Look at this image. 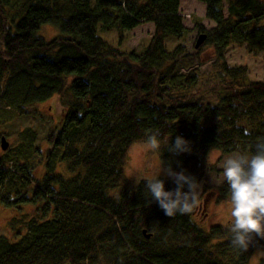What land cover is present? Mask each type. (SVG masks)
<instances>
[{"label":"trees","instance_id":"trees-1","mask_svg":"<svg viewBox=\"0 0 264 264\" xmlns=\"http://www.w3.org/2000/svg\"><path fill=\"white\" fill-rule=\"evenodd\" d=\"M199 1L215 26L200 24L207 38L195 55L211 46L219 64L204 76L182 70L189 67L182 45L167 47L169 37L187 31L181 0H0V104L21 115L53 95L62 105L43 175L0 158V204L34 206L14 219L21 224L11 237L0 234V264H249L264 246L254 237L241 252L230 244L229 224L206 231L193 212L165 215L146 181L133 186L124 172L129 148L152 132L161 142L178 135L190 142V153L165 148L159 156L200 183L211 150L251 154L264 139V80H247L245 66L226 61L232 44L264 50V0ZM144 21L155 30L141 52L123 51L99 34L98 27L116 28L122 39ZM43 24L59 34L44 39ZM28 131L19 153L38 150ZM60 161L68 173L56 171ZM164 180L166 190L176 188ZM215 192L230 199L226 182Z\"/></svg>","mask_w":264,"mask_h":264},{"label":"rangeland","instance_id":"rangeland-1","mask_svg":"<svg viewBox=\"0 0 264 264\" xmlns=\"http://www.w3.org/2000/svg\"><path fill=\"white\" fill-rule=\"evenodd\" d=\"M225 15H228L227 2H224ZM180 13L183 16V23L187 28L182 38L169 37L166 40L167 47L172 50L177 45H182L186 57L188 68L183 71H189L195 68L197 72L204 76L214 72L219 66L211 46H205L203 50L196 54L195 43L201 32L200 24L207 29L215 26V23L205 17V4L199 0H181ZM99 34L111 45L120 48L123 51L141 52L148 45L153 33L154 24L144 21L131 30L122 32V39H119L120 33L116 28L108 31H102L100 27ZM59 34V29L51 24H43L38 29V35L46 40H51ZM226 61L230 66H245L247 80H264V50L258 52H249L244 45L232 44L226 52ZM193 62V64H190ZM71 80V77L68 78ZM68 94H63L66 98ZM62 105L58 95H53L44 102L31 105L27 108L28 113L21 115L15 109L0 104V158L8 164L13 162H26L32 167V172L41 176L47 171L45 166V157L50 147L48 136L51 130L57 124ZM31 130L35 134L33 143L34 151L26 154L17 152V149L24 147L25 132ZM29 132V131H28ZM5 136L8 142V148L2 149L1 137ZM40 150V151H39ZM233 153L223 154L219 150H211L206 156V173L202 179V188L199 194V206L193 210L192 220L204 230L208 231L211 226L216 224L228 225L231 221L230 199H219L215 188L220 184L218 179L222 177V164L226 157ZM46 155V156H45ZM56 156V155H55ZM54 156V157H55ZM47 158V157H46ZM11 159V160H10ZM162 161L159 152L148 150L146 142L139 141L129 148L124 172L130 184L135 186L139 183L142 176L154 175ZM56 171L68 173L66 163L60 161ZM160 178H171L161 176ZM34 206L25 204L22 209L4 207L0 204V234L11 237L16 228L21 224L14 219L23 212H33ZM207 214V215H206ZM264 259V246L259 247L252 255L249 264H259Z\"/></svg>","mask_w":264,"mask_h":264},{"label":"clouds","instance_id":"clouds-1","mask_svg":"<svg viewBox=\"0 0 264 264\" xmlns=\"http://www.w3.org/2000/svg\"><path fill=\"white\" fill-rule=\"evenodd\" d=\"M148 150L162 153L165 148L174 155L190 153L191 144L183 136H176L170 143L169 137L161 142V133L152 132L147 136ZM222 177L218 183H227L230 193L231 221L226 226L230 232V244L241 252L247 251L254 237L264 239V139L257 140L254 151L237 150L226 157L222 164ZM171 178L177 185L174 190H166L165 180ZM146 181L145 188L151 201L158 203L165 215L191 214L199 206L201 183L185 171H175L169 163H164L151 176L139 178ZM187 186L188 191H184Z\"/></svg>","mask_w":264,"mask_h":264},{"label":"water","instance_id":"water-1","mask_svg":"<svg viewBox=\"0 0 264 264\" xmlns=\"http://www.w3.org/2000/svg\"><path fill=\"white\" fill-rule=\"evenodd\" d=\"M206 38H207L206 33H200L197 37L195 47L198 48L201 44H203ZM1 147L2 149H6L8 147V142L6 141L5 136L1 137ZM143 232L147 234V237H150V234L147 233L146 229H144Z\"/></svg>","mask_w":264,"mask_h":264}]
</instances>
